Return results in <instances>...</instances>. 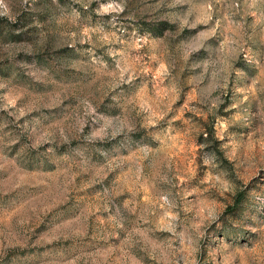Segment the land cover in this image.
Here are the masks:
<instances>
[{"label": "rangeland", "instance_id": "obj_1", "mask_svg": "<svg viewBox=\"0 0 264 264\" xmlns=\"http://www.w3.org/2000/svg\"><path fill=\"white\" fill-rule=\"evenodd\" d=\"M0 264H264V0H0Z\"/></svg>", "mask_w": 264, "mask_h": 264}]
</instances>
